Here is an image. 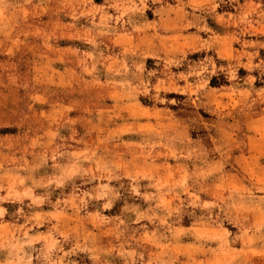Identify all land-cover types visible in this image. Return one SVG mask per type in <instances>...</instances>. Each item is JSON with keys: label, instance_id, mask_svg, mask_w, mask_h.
<instances>
[{"label": "rangeland", "instance_id": "rangeland-1", "mask_svg": "<svg viewBox=\"0 0 264 264\" xmlns=\"http://www.w3.org/2000/svg\"><path fill=\"white\" fill-rule=\"evenodd\" d=\"M0 264H264V0H0Z\"/></svg>", "mask_w": 264, "mask_h": 264}]
</instances>
